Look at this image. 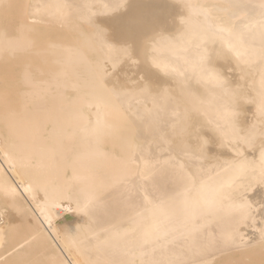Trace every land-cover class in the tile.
<instances>
[{
  "label": "bare ground",
  "instance_id": "6f19581e",
  "mask_svg": "<svg viewBox=\"0 0 264 264\" xmlns=\"http://www.w3.org/2000/svg\"><path fill=\"white\" fill-rule=\"evenodd\" d=\"M116 2L0 0V264H103L117 258L105 244L114 235L119 236L120 248L137 256L156 247L155 257L167 258L171 252L183 254L188 245L180 238L168 244L181 231L199 229L220 238L233 229L235 218L227 214L229 201L224 200L218 210L187 225L165 221L163 226L170 235L155 245H144L145 232L151 230L154 220L162 218L142 194L126 201L110 190V185L133 177L137 185L143 183L148 201L155 202L161 192L154 190L153 181L141 182L133 176L144 171L136 157L155 164L173 155L195 174L197 184L207 183L205 191H192L188 198L217 200V190L232 176L231 171H225L226 162L233 159L232 152L217 146H212L209 159L203 162L176 155L173 125L177 119L187 115L199 126L205 117L194 110L207 111L210 116L215 103L212 90L185 71V61L192 60L197 49L194 40L188 42L181 23L186 14L184 0H128L130 11L153 19L156 32L176 41L175 47L164 48L161 55L185 71L183 77L154 70L140 85L135 70L112 73L109 68L97 88L76 87L79 78L99 72L95 66L85 65L76 51L83 47L78 33L87 29L82 21L88 11L85 5L96 12L100 5ZM194 2L243 5L232 11L244 17L238 23H246L253 16L250 6L260 0ZM58 4L70 8L45 7ZM64 11L71 15L61 26L58 17ZM214 15L229 18L224 12ZM34 19L36 23H32ZM95 20L115 41L112 17L97 15ZM5 31L12 44L5 39ZM30 42L35 46L29 52H13V48H28ZM209 47L215 50L219 45ZM43 60L47 61L42 65L45 74L35 82H26L30 81L29 66ZM213 63L230 79L238 75L227 71L235 67L228 59L214 58ZM253 71L258 73V68ZM141 87L147 90L141 91ZM98 119L105 128L103 133L97 131ZM109 126L112 134L107 131ZM165 140H172L171 150ZM248 155L251 159L252 154ZM162 182L168 195L183 192L184 183L179 179L168 177ZM223 191H230L233 200L242 196L250 203V219L240 226L235 247L214 249L205 259L212 264H264V183L257 176L246 180L243 187ZM89 195L98 196L99 202L85 214L82 206Z\"/></svg>",
  "mask_w": 264,
  "mask_h": 264
},
{
  "label": "snow or ice",
  "instance_id": "6c2138e0",
  "mask_svg": "<svg viewBox=\"0 0 264 264\" xmlns=\"http://www.w3.org/2000/svg\"><path fill=\"white\" fill-rule=\"evenodd\" d=\"M24 7L27 9L31 6ZM45 7L67 10L70 5ZM85 7L88 11L82 16V21L87 25V29L78 33L83 47L77 48L76 51L85 65L89 68L95 66L99 72L79 78L77 88H97L99 81L109 74V68L112 73L125 69L135 70L137 83L140 85L144 84L154 70L181 77L185 75V71L191 73L198 82L212 90L215 103L210 116L207 111L194 110L205 117V121L199 126L187 115L177 119L173 125V139L177 141L176 155L203 162L209 159L208 154L212 146L227 148L233 153V159L226 162L225 168V171H231L232 176L217 190L219 199L213 201L188 198V193L192 191H205L207 183L201 181L197 184L195 174L189 172L185 163L176 159V156L170 155L167 160L157 161L155 164L137 156L136 160L142 161L144 171L135 172L133 176L141 182L153 181L152 187L161 192V197L155 202L148 201L143 183L137 185L133 177H129L126 182L112 184L109 188L126 201H131L134 194H142L144 200L152 204L154 213H158L162 218L154 220L151 230L145 232L144 245H155L157 241L170 235L169 230L163 226L165 221L175 220L180 225H187L202 215L218 210L224 200L229 201L227 214L235 218L233 229L220 238L199 229L181 231L180 236H173L168 244L180 238L187 240L188 245L183 254L171 252L167 258H156L154 255L157 252L156 247L142 251L137 256L134 251L120 248L119 236L114 235L105 241V244L117 258L103 264H137V261L139 264H212L205 259L206 254L214 249L235 247L240 226L250 219V203L242 196L239 200H233L231 192L225 193L223 189L243 187L246 180L255 179L257 176L260 177L261 183H264V0L250 6L253 16L246 23H238L244 17L232 11L245 7L243 5L228 3L206 6L195 3L194 0H184L182 7L186 14L182 17L181 23L186 27L188 42L194 40L197 49L194 58L185 61L188 65L185 71L179 70L161 55L164 48L175 47L176 41L156 32L153 19L145 17L142 13L130 11L131 5L128 0H117L111 5L102 4L100 10L96 12L91 11V5ZM217 12L227 13L229 18L227 20L218 18L214 15ZM70 15L69 11L62 12L58 17L61 26ZM97 15L112 17L110 27L116 36L115 41L109 39L107 29L96 22ZM36 22L35 19L32 21ZM4 37L9 44L14 42L8 38L7 31ZM214 44H218L219 48L210 50L209 46ZM34 46V42H30L28 48H13V52L27 53ZM214 58L234 62L235 67L228 68L227 71H236L238 75L235 79H230L224 70L217 67L213 63ZM46 63L47 61L43 60L34 67L30 65L28 70L30 81L26 82H35L38 77L43 76L45 70L42 65ZM257 68L258 73L253 71ZM146 90L141 87V91ZM174 115L179 117V113ZM97 125V131L103 133L105 128L99 119ZM107 131L112 134V127L109 126ZM164 142L171 150L172 140ZM248 154H252L251 159ZM133 162L135 163V160ZM139 167L137 164V168ZM168 177L181 180L184 183L183 192L168 195L162 182ZM98 202V196L86 197L82 206L85 214L93 211ZM127 234L126 232L125 235ZM261 235L264 237V228L261 229ZM89 264H101V261H90Z\"/></svg>",
  "mask_w": 264,
  "mask_h": 264
}]
</instances>
